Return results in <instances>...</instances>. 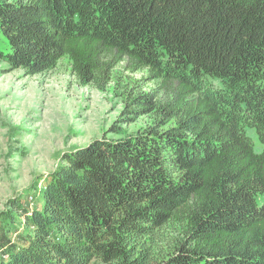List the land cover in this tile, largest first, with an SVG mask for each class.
<instances>
[{
    "label": "trees",
    "instance_id": "obj_1",
    "mask_svg": "<svg viewBox=\"0 0 264 264\" xmlns=\"http://www.w3.org/2000/svg\"><path fill=\"white\" fill-rule=\"evenodd\" d=\"M0 34L27 76L68 57L83 85L123 63L158 85L130 99L152 126L65 153L37 207L11 202L0 264H264V0H0Z\"/></svg>",
    "mask_w": 264,
    "mask_h": 264
},
{
    "label": "rangeland",
    "instance_id": "obj_2",
    "mask_svg": "<svg viewBox=\"0 0 264 264\" xmlns=\"http://www.w3.org/2000/svg\"><path fill=\"white\" fill-rule=\"evenodd\" d=\"M0 34V49L8 51ZM147 71L131 73L120 64L104 89L83 85L74 75L72 63L63 58L57 68L37 76L22 69L10 70L0 60V225L7 227L2 213L21 202L30 209L40 201V189L48 175L61 163L65 153L85 146L114 127L134 134L155 123V115L131 114L130 99L137 90H157ZM125 114V115H124ZM259 150L252 130L248 131ZM10 224L9 237L16 241L23 232L21 214ZM1 253V251H0Z\"/></svg>",
    "mask_w": 264,
    "mask_h": 264
}]
</instances>
